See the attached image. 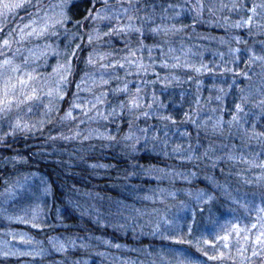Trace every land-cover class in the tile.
Wrapping results in <instances>:
<instances>
[{
  "label": "trees",
  "instance_id": "trees-1",
  "mask_svg": "<svg viewBox=\"0 0 264 264\" xmlns=\"http://www.w3.org/2000/svg\"><path fill=\"white\" fill-rule=\"evenodd\" d=\"M242 1L238 8L248 13L259 3ZM196 2L134 0L135 11L139 13L134 23L143 27L142 35H104L102 40L92 43L86 36L76 49L73 74L58 105L56 120L51 123L56 125L52 128L56 140L44 134L51 129L49 124L35 135H21V139H27L25 148L0 154V171L16 164L25 172H37L48 179L56 236L85 238L87 247H79L78 241L75 251L56 253L49 261L56 260L57 264L78 260L85 264L87 258L92 259L95 253L106 249L102 242L107 240L112 245L128 247L131 251L127 254L135 256L138 264H180L186 258L195 259L198 264L209 262L193 245L199 239L208 255H216L213 247L203 244V239L216 246L217 235L224 233L221 227L226 228L230 222L233 212L229 210L240 212V204H232L231 199L213 188L212 178L229 188L233 197L246 192L261 202L264 182L258 177H264V169L255 165L264 163V136L252 139L249 136L253 123L256 132H264V117L259 115L258 108H252L253 103L264 99L261 93L264 65L260 61L252 63L250 57L264 56V8L256 7L259 20L237 26L241 16H232L229 3L220 6L222 15L209 11L207 6L198 15L192 10ZM78 19L82 17L73 18ZM156 26L167 32L153 33ZM90 54L94 64L88 63ZM101 56L105 59H100ZM125 57L142 62L147 71L138 72L135 64L128 63ZM101 65H107L103 67L107 73L102 77L97 70ZM111 65L114 68H109ZM81 78L87 87L82 84L84 90L80 91L89 100L100 97L107 108L105 116L115 108V117L105 120L79 115L61 120L79 93L76 85ZM103 80L109 82L104 84ZM125 85L127 92L115 91ZM240 89L250 91L253 97L244 106L245 112L251 109L256 113L246 117L247 135L227 124L239 102ZM132 96L139 97L141 106L129 112L127 103ZM121 102L125 104L123 113L119 109ZM220 120L224 121L223 134L213 132V125ZM77 130L79 136L64 138L73 137ZM90 133L91 138L85 139ZM98 133L110 134L115 139L97 138ZM129 133L133 138L124 140ZM7 142L13 150L19 147L17 140ZM177 146L178 153L173 151ZM209 148L211 159L202 155ZM191 154L201 158L188 162L186 158ZM229 155L235 159L229 160ZM13 156H18L20 162L12 161ZM93 164L108 167H90ZM141 166L155 171L146 174ZM19 167L15 170L19 171ZM133 172L136 174L132 175ZM193 172L195 176L191 175ZM1 178L0 174V181ZM200 190L215 196V200L199 205L194 194ZM189 192L193 195H188ZM184 204L192 210L175 215ZM231 205H236L238 212ZM249 209L253 218L255 206ZM170 219L172 225L165 229V222ZM180 239L186 242H175ZM244 255L251 257V252ZM252 261L260 264V257H253ZM225 262L250 264L237 255Z\"/></svg>",
  "mask_w": 264,
  "mask_h": 264
},
{
  "label": "snow or ice",
  "instance_id": "snow-or-ice-1",
  "mask_svg": "<svg viewBox=\"0 0 264 264\" xmlns=\"http://www.w3.org/2000/svg\"><path fill=\"white\" fill-rule=\"evenodd\" d=\"M100 0H61V2L57 5H54L52 7L58 8L59 11L56 12L54 15H49L47 12H45L44 16L39 15V6L38 11L35 14L37 18L31 19L29 23L24 24L23 26H17L16 29H12L8 32L7 36L4 37L2 41H0V57H3V59H0V114L7 115L9 112L12 111L13 106L16 107V109H20L22 106H29L28 111H32L31 105L35 104L36 102H43L44 98L47 97V103L44 105L45 107V116L50 115L53 111H58V104L60 101L64 99V85L69 83V77L73 74V59L76 57V49H79L81 45L77 44L76 48L72 50L71 54L68 55V58L65 62H57V64L52 68V73L48 74L47 76L41 74L38 71L37 67H32L29 70L30 63L35 64L37 61H39L42 57H46L50 51L54 52L55 55L59 56L60 53L55 51L53 49V46L51 44H43V45H35L33 48L26 49L28 55L23 57V60L21 63H15V59L17 55L21 54L23 50V45L25 42H29L32 39H42L49 35L55 36L57 33L53 31L57 25L63 27L64 24L72 22L73 18L75 16H80L82 19L76 20V27H80L81 25H86L88 21H96V20H111V19H117L119 20L121 17L126 16L128 23L126 25H121L119 27L111 28L109 32L104 33L106 36H111L113 34H120V33H140L143 34V27H137L134 23L135 16L129 15L130 12L135 10V3H133V0H116V5L112 6L109 4V0H103V6L101 8H97L96 4L99 3ZM26 3H30V0H12V2H9V0H0V17L6 16L8 13L13 12L16 9H20L25 7ZM127 4V6H125ZM83 5V11H81V6ZM235 6V5H234ZM168 7H174L173 5H169ZM256 5H253V8L251 9V12L253 15L248 16L246 21H243V23L251 24L253 20V16L256 13ZM204 5L202 3V0H197L196 4L193 5V11H196L197 14H201L203 12ZM211 11V9H209ZM239 26V25H237ZM96 32V35H93V32H89L87 34L88 36V42L92 43L94 39H100V35L98 33V30H93ZM160 31L167 32V29H161L159 26H156L152 29L153 33H159ZM4 33V25L0 24V34ZM73 37L76 35L75 33L72 34ZM82 38V37H81ZM13 44L19 45V47H16L15 50L12 52V56L9 57L7 55V51L12 50ZM141 47L143 45L141 44ZM130 55H134V52H131ZM100 59H105L104 56H101ZM125 60H128V63L135 64V67L137 68V71L140 70L147 71V68L142 62H134L132 60H129L128 57H125ZM250 60L252 63H256L257 61H260L262 65H264V56H256L252 55L250 57ZM89 64H94L95 61L93 60L91 54L88 59ZM123 67V65H120ZM101 67H107V65H101ZM262 73H264V67L261 69ZM248 78V77H246ZM109 81L103 80L104 84H107ZM54 83V86H53ZM84 83L83 78H81V82L77 83L76 87L79 90H81V84ZM116 92H127V85L123 89L117 88L115 90ZM140 90L137 89V93ZM223 91V90H221ZM241 96L239 99V102L235 104V111L232 113L231 119L227 121V124L229 128L231 129L233 126L242 129L244 131V134L247 135V129H244V124L248 123L246 117L249 116H255L256 113H253L251 109L247 112H245L244 106L246 104L251 103L253 97L252 93L249 91L245 93V89H240ZM261 93L264 94V89H261ZM102 95H106V93H103ZM217 99H221V97H217ZM97 102H100V97H97ZM140 99L138 96H132L131 99H129L127 103V109L129 112H131L133 109H138L140 107ZM94 108L95 105H92ZM76 108H81V105L77 104L75 101L72 102L69 109L65 112L64 116L61 117V120H70L74 119L73 116V110ZM252 108H258L259 109V115L261 117H264V99H260L258 102L252 104ZM120 112L123 113L125 110V104L121 102L119 104ZM82 111L85 115L89 111H91L90 108H82ZM241 113H243V116H241ZM116 109L113 108L111 112L108 113L107 116H105L103 113L98 112L97 116L101 117L102 119L107 120L109 116L115 117L116 116ZM147 115V113H145ZM163 119H170L169 117H162ZM195 123V121H193ZM40 124H43V121H40ZM224 124L223 120H220L219 122L215 123L213 125V132L218 134H223V127ZM36 127V125H30L27 122H22L20 118H17L13 124H12V131L13 133L17 130L20 131H28L32 128ZM129 127L131 128V122L129 123ZM143 131V130H142ZM80 132L79 130L76 131L75 135L73 137H64L65 139H74L76 136H79ZM264 136V132H256L255 131V123H253V130L251 132V135L249 136V139L252 138H258ZM85 139L91 138V133L88 136L84 137ZM97 138L100 139H106L109 141H112L115 139V137L111 136L110 134H104V133H98ZM132 134L129 133L128 135L124 136V140L130 141L132 139ZM2 139V138H0ZM137 143L139 141L137 140ZM132 152L134 153L136 151V145H131ZM174 152H180V147L177 146V148L173 149ZM212 151L211 148L207 149L202 155L205 157H211L209 156V152ZM201 157H195L194 154L187 156L188 162H193L196 159H200ZM12 161L14 162H20V158L18 156H13ZM219 159V157H217ZM229 160L235 159L234 156L229 155ZM241 160H243V157H240ZM248 162V161H245ZM251 163V162H248ZM213 167L216 166L215 161H213L212 164ZM256 167H260L261 169H264V163L255 165ZM92 168L96 167H108L107 165H90ZM136 167L135 165L133 166ZM141 171L146 174H151L153 171H155L154 168H143L141 166ZM163 171V170H160ZM136 173L133 172L132 175H135ZM35 175V174H33ZM175 175H183L182 173H175ZM192 176H195L196 173H191ZM40 186H41V192L43 195L47 196L52 193V187L50 184H48V181L44 179L43 177H40ZM258 180L264 182V177H258ZM212 184L213 188L220 190L227 198L231 199L232 202L235 204L238 202V199L236 197L232 196V193L228 191L227 187L224 185H220L215 182L214 178H212ZM10 195L14 196L15 192L9 189ZM188 195H193V193L189 192ZM195 199L197 201L202 202H210L215 200V196L210 195L207 191L200 190L197 191L195 194ZM205 197H207V200H205ZM145 199H148V197H145ZM261 201L264 203V192L261 193ZM245 210L247 211V204L244 205ZM258 211H264V209H259ZM40 213L37 211L33 212L31 225L33 228L40 227L39 220ZM57 217H60V210L57 209ZM16 219L20 222H28L24 220V217H16ZM239 219L238 217L236 218ZM259 223H253L251 225V228L245 226L240 227L238 223H231V231H228L225 227H221V230L225 232L223 236L217 235L216 239L218 241H223V248L228 249L229 248V238L232 233H235L237 237V243L239 244L240 240L242 239L244 241L243 244H240V247L238 248V252L240 253L243 261H248L250 264H254L252 261L253 257H260V264H264V218L257 217ZM259 228V234L255 236L254 239H252L250 233L253 229ZM191 232V229H190ZM79 243V247H87V244L85 243L84 237L74 236V237H59L54 236L49 239V243L52 245L53 250L57 253H67L69 249L72 251H75ZM251 241L253 244L252 254L251 257H248L245 254L247 251V243ZM176 243H185L186 241L183 239L175 241ZM188 243H192L191 241H187ZM105 244H110V241L105 240ZM203 244L208 245L210 247L215 248L216 246L212 244V242L209 239L204 238ZM117 249H119L121 246L119 244L114 245ZM195 247L197 252H201L204 256L207 257V260L209 261H223L226 259L225 254L223 251H220L219 255H208L207 249L202 248L200 246V240L198 239L196 243L193 245ZM43 253V250L41 254ZM22 255H27L28 253H21ZM100 255H103L101 253ZM57 264H80L78 260L76 261H59ZM180 264H197V261L195 259H184L180 262Z\"/></svg>",
  "mask_w": 264,
  "mask_h": 264
},
{
  "label": "rangeland",
  "instance_id": "rangeland-1",
  "mask_svg": "<svg viewBox=\"0 0 264 264\" xmlns=\"http://www.w3.org/2000/svg\"><path fill=\"white\" fill-rule=\"evenodd\" d=\"M165 1L168 2L169 0ZM9 2H12V0H9ZM60 2L61 0H30V3H26L25 7L16 9L13 12L8 13L6 16L0 17V24L4 25V33L0 34V41H2L12 29H16L17 26H23L24 24L29 23L31 19L37 18L35 16L38 11L37 6H39V15L41 17L44 16L45 12H47L49 15H54L59 11V9L52 6L57 5ZM241 2L243 1L202 0L203 5L207 6L206 8H210L213 12H217L218 15H222L221 11L219 10L220 6L223 4L228 5L229 3L230 9H232V16H241V18L236 22V25L248 26L249 24L243 23V21H246L243 19L253 14L252 12L248 13L246 10H240L238 6ZM255 2H259L257 4L258 7L264 8L263 1L256 0ZM109 4L115 6L116 0H109ZM102 6L103 0H100V2L96 4V7L101 8ZM125 6H127V4H125ZM237 8L239 10H237ZM81 9L83 10V5L81 6ZM258 13L259 12L256 11L253 19L259 20V16H257ZM138 14L139 13L135 10L129 13V15H134L135 19L138 17ZM135 21L137 20H134V22ZM127 23V17L124 16L119 20L114 18L111 20L88 21L86 25H81L79 28L76 27L75 20L64 24L63 27L57 25L55 29H53L57 35L53 36L51 33H49V35L42 39H32L29 42H25L21 54L17 55L15 59V63H21L23 57L28 55L26 49L33 48L38 44H51L53 49L60 53L59 56L50 51L46 57H42L35 64L30 63L29 65V70L32 67L38 66V71L41 74L47 76L48 74L52 73V68L57 64L58 61L63 63L67 60L68 55L71 54L72 50L76 48V45L79 44L80 41L85 39L89 32H93V35L95 36L96 32L93 30H98L100 39L102 40L105 32H109L111 28L119 27ZM73 33L76 34L74 37L72 35ZM16 47H19V45L13 44L12 50L7 51V55L9 57L12 56V52ZM0 59H3V57H0ZM109 68L112 69L114 66L111 65ZM97 70L101 77L107 73V69H104L100 66L97 67ZM89 75L92 76L93 74L90 72ZM82 84L84 85V88L87 87L86 83ZM65 88H67V84L64 85V90ZM78 92L79 93L77 94L75 102L81 105V108H76L73 110L74 118L79 115L83 116L84 118L91 115L90 117L95 118L98 112H106L107 108L103 105L102 101L97 102V100H89L87 99L86 95L83 94V91L79 90ZM46 103L47 97L44 98L43 102H36L35 104L31 105V112L28 111L29 106H22L20 109H16V107L13 106L12 111L7 115L0 114V138H2L0 139V154L9 150L15 152L20 148H25L27 139H21V135L25 137L26 135H35L37 132L42 131V129L49 124L51 125V129L44 134L50 138V140H56V132L54 133L52 131V128L54 126L56 127V125H52L51 123L55 122L57 111H53L50 115L45 116L44 105ZM92 105H95V107L93 108ZM85 107L91 109L87 115H85L82 111V108ZM17 118H20L22 122H27L30 125H36V127L28 131L17 130L13 133L12 124ZM40 121H43V124H40ZM7 139H12V142L17 140L16 145L19 147L16 148V150L9 148V146H7ZM8 166L9 169H12L13 171L10 172V174L6 172L5 176H2L0 181V264H56V260L55 262H51L48 259L50 257H56L57 253L53 250L52 245L49 243V239L56 236V221L52 219L51 215L50 195L45 196L42 194L39 178L43 177L47 181L48 179L40 173L33 171L25 172L24 170H21V165L20 167L16 164ZM17 167L20 168L19 171L15 170ZM48 184H50L49 181ZM9 189L15 192L14 196L10 195ZM227 189L229 192H231L229 188ZM234 197L238 199L237 203L240 204V212H238V210L235 208L236 205H231L232 208H235V210L238 212L236 214L234 209L229 210L231 213L233 212L230 215L231 223H238L242 228L245 226L251 228L253 223H259L257 219L258 216L264 218V211H258L259 209H264V203H262V201L258 202V197L255 196V198L251 193L248 194L246 192H241ZM205 200H207V197H205ZM194 201L199 202V205L205 204V202L197 201L195 198ZM231 203L234 204L233 202ZM245 203L247 204V211L243 206ZM253 205L255 206V210L252 218L249 214V206ZM190 210H192L191 207L184 204L181 210H177V212H175V215L181 216ZM34 211L40 213L38 220L40 227L37 228H33L31 225ZM16 217H24V220L28 222H20L16 219ZM237 217L239 218L238 220L236 219ZM230 222L226 225V229L228 231H231ZM169 225H172L171 219L165 222L164 228L166 229ZM259 231V228L253 229L251 231L250 235L252 239H254L255 236L259 234ZM224 234L225 232L223 235ZM215 240L216 248H214V252L216 255H219L220 251H223L226 257V259L223 261L217 260L216 264H227L225 260L232 259L233 255H237L239 257L241 256L238 252V248L240 247V244L244 243V241L241 239L238 244L235 233L230 235L228 249L223 248V241H218L217 239ZM104 241L102 244L104 247H106V249L99 253H95L92 259L87 258L84 261L85 264H92V262L95 264H104V262L105 264H138L137 258L135 256L127 254L129 251H131L128 247L125 248L124 246L120 245L121 247L117 249L112 244H105ZM97 242H101L100 239H97ZM252 249L253 244L251 241H249L247 243V251L245 254H247L249 251L252 254ZM42 250L43 253L41 254ZM211 252L214 253L213 250H211ZM21 253L28 254L22 255ZM101 253H103V255H100ZM105 258L110 259L108 261H104L106 260ZM210 262L211 261L202 262L201 264H211Z\"/></svg>",
  "mask_w": 264,
  "mask_h": 264
},
{
  "label": "bare ground",
  "instance_id": "bare-ground-1",
  "mask_svg": "<svg viewBox=\"0 0 264 264\" xmlns=\"http://www.w3.org/2000/svg\"><path fill=\"white\" fill-rule=\"evenodd\" d=\"M13 170L12 169H9V168H5L3 169L2 171H0V174L1 176H5L6 172H8V174H10V172H12Z\"/></svg>",
  "mask_w": 264,
  "mask_h": 264
}]
</instances>
